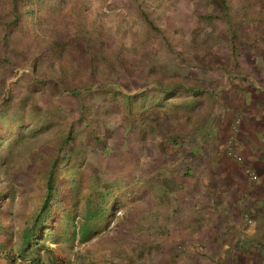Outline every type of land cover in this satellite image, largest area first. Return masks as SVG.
<instances>
[{"label": "rangeland", "instance_id": "obj_1", "mask_svg": "<svg viewBox=\"0 0 264 264\" xmlns=\"http://www.w3.org/2000/svg\"><path fill=\"white\" fill-rule=\"evenodd\" d=\"M260 36L264 0H0V264H220L218 241H196L193 221L176 220L180 204L161 200V187L171 167L189 200L213 184L212 156L223 163L241 133L236 119L252 115L236 107L264 88L250 77L262 71ZM134 94L129 106L123 95ZM212 121L222 130L215 143L203 139ZM201 147L213 151L204 162L191 154ZM71 152L81 181L64 178L49 210L67 220L20 252L55 156ZM93 203L113 215L83 242L74 228Z\"/></svg>", "mask_w": 264, "mask_h": 264}, {"label": "crops", "instance_id": "obj_2", "mask_svg": "<svg viewBox=\"0 0 264 264\" xmlns=\"http://www.w3.org/2000/svg\"><path fill=\"white\" fill-rule=\"evenodd\" d=\"M257 38L258 50L262 51L255 64L262 65V71L250 77L256 75L264 84V36ZM248 92L236 107L252 114L246 119L242 116L241 133L236 138L235 150L242 160L227 155L223 163L222 159H213V168L207 170L212 173L208 176L213 177V184L198 186L194 190L196 200H186L181 194L180 210L175 213L180 215L176 220L193 221L196 241L201 239L211 249L210 244L218 241L213 254L220 258V264H264V88ZM260 109L263 113L257 115ZM221 164L223 169L216 168ZM247 167L256 172L257 181L251 180ZM220 178L223 184L215 185ZM204 264H211V260Z\"/></svg>", "mask_w": 264, "mask_h": 264}, {"label": "trees", "instance_id": "obj_3", "mask_svg": "<svg viewBox=\"0 0 264 264\" xmlns=\"http://www.w3.org/2000/svg\"><path fill=\"white\" fill-rule=\"evenodd\" d=\"M222 3H225L226 0H220ZM18 0H13V3L17 5ZM140 12L142 15V18L148 25V27L154 31L157 35L162 36L165 38L164 31L155 23V21L151 18L150 14L142 7V5H139ZM15 11H17V6L14 7ZM19 15H15V22L18 21ZM119 91V90H117ZM75 92H73L74 94ZM122 94V92H120ZM165 93V91H163ZM168 94V92H167ZM141 94H134V95H123V97L128 100L129 106H133L134 102L140 97ZM143 96V95H142ZM217 129V130H216ZM211 130L215 131L213 133ZM222 130L218 127L217 124H215L214 121H212L211 124H209L208 127L205 128V135H203V139L209 142H214L217 140L219 141L222 137ZM75 132L71 128L66 135L64 141H62V147L68 145V149L71 147L69 145L73 140H75ZM93 135V132L91 133ZM94 141L96 142L97 145H102L103 141L102 138L98 135L93 136ZM227 140V139H226ZM225 140V141H226ZM172 147L176 150L179 146L182 144L178 143L177 140L171 141ZM225 143V142H224ZM191 149V148H190ZM104 150H106V146H104ZM200 150V151H199ZM216 150V148H214ZM202 151V152H201ZM213 153L212 150H208V148H200V149H192L191 154L194 156H200V160L204 162V157L203 156H209ZM79 154L77 153H69V157L66 158L65 156L57 155L55 156L52 165L50 166V170L48 171L47 177L45 178V185H46V193L44 200L41 204V209L40 212L36 215L34 220L32 221L31 225L27 228V231L24 235V240L21 244V247L19 248L20 252H24L27 249H31V243L36 244L37 242V236L38 234H44L46 235L47 232L53 233V228L57 227L58 222L62 220H67V218L63 215L60 216L59 218L57 217L56 213H52L51 216L49 215L50 213V208L52 207V201L56 198L57 191L59 190V183L68 175H71L73 178H75L74 183H77V181H81V174H82V167L80 165H75L74 161L78 160ZM217 156V155H216ZM215 156V158H216ZM214 159V156H212ZM188 158L186 159V161ZM170 161H173V158L170 156L168 159L169 163ZM176 162H179L178 160H175ZM61 165H66L67 169L65 171L60 170ZM175 168V164L173 165ZM182 167L185 169L184 172V177L188 178L190 175L188 174L189 171L194 170L191 164H188L187 162H184L182 164ZM171 174H168L171 178V184L170 186H164L161 187L163 188V193H162V198L161 200L165 201H172V204H175V207L180 204V193L182 191L181 187L184 186L183 180H180L178 178V172L174 170V168H170ZM167 177V176H166ZM168 181V180H167ZM60 201H63L65 203L64 207L70 205L66 199L62 198ZM77 202V201H75ZM73 205V204H72ZM78 204H74V206H71V211L68 213V218L72 215V212L74 211L75 207ZM70 207V206H68ZM65 209V208H63ZM66 210V209H65ZM65 212V211H64ZM113 214L110 212V208L108 207L107 203H97V204H92L87 208V211L85 215L82 216L83 220H81L80 224H76L74 228L73 235L74 237L78 234L80 236V239L85 242L89 241L90 239L93 238L94 234L100 231L101 226H105L109 220L111 219ZM52 216L54 218H52ZM169 220V219H168ZM46 222V223H45ZM46 225V227H44ZM44 230V231H43ZM28 251V250H27ZM11 255L10 253H7V256L9 257ZM13 257V261H14ZM56 264V261H55Z\"/></svg>", "mask_w": 264, "mask_h": 264}, {"label": "built area", "instance_id": "obj_4", "mask_svg": "<svg viewBox=\"0 0 264 264\" xmlns=\"http://www.w3.org/2000/svg\"><path fill=\"white\" fill-rule=\"evenodd\" d=\"M240 121H241L240 118L236 119V124H235L234 128H237V125L239 124ZM231 144H232V146L228 149V155H229V157L240 162L242 160V158L237 154V152L235 150V144L234 143H231ZM245 171L249 175V177L251 178L252 181L258 180V178H259L258 175L251 168L247 167ZM248 222H252V221L250 219H248Z\"/></svg>", "mask_w": 264, "mask_h": 264}]
</instances>
